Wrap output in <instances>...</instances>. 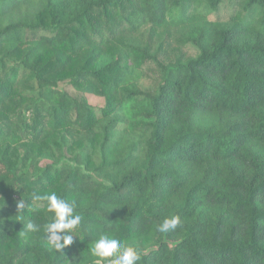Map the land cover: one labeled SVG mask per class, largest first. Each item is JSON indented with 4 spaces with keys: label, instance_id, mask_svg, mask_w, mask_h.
I'll return each instance as SVG.
<instances>
[{
    "label": "trees",
    "instance_id": "trees-1",
    "mask_svg": "<svg viewBox=\"0 0 264 264\" xmlns=\"http://www.w3.org/2000/svg\"><path fill=\"white\" fill-rule=\"evenodd\" d=\"M235 1L0 0V264H96L103 234L136 264H264V0L210 17ZM34 193L81 216L62 251Z\"/></svg>",
    "mask_w": 264,
    "mask_h": 264
},
{
    "label": "clouds",
    "instance_id": "clouds-1",
    "mask_svg": "<svg viewBox=\"0 0 264 264\" xmlns=\"http://www.w3.org/2000/svg\"><path fill=\"white\" fill-rule=\"evenodd\" d=\"M35 201H47L46 211L52 214V222L47 224V240L49 245L57 251H62L73 242L71 235L81 222L80 215H74V204L58 197L55 193L50 195L33 194ZM18 208H23L19 203ZM180 223L179 217L166 218L157 226V231L166 233L174 230ZM28 232H38L39 226L28 223ZM92 255L97 257L96 264H136L140 256L132 247H125L118 239L110 238L107 234L101 235L90 249Z\"/></svg>",
    "mask_w": 264,
    "mask_h": 264
},
{
    "label": "rangeland",
    "instance_id": "rangeland-1",
    "mask_svg": "<svg viewBox=\"0 0 264 264\" xmlns=\"http://www.w3.org/2000/svg\"><path fill=\"white\" fill-rule=\"evenodd\" d=\"M244 1H246V0H244ZM242 2H243V0H237V1H235V3H227V5H225L224 7H221L217 12L211 14L210 17L214 18V19H217V18L224 19L226 15L233 14L234 11L240 10ZM189 51L192 55L197 54V52L192 47L189 48ZM147 71H148V78L146 77L143 79V81H142L143 86L145 88H155L156 83L153 82V80L155 79V76H156L154 73V68L153 67L151 69L148 68ZM89 101L92 105L97 106L99 108H102L105 105L104 99H101V98H95V97L91 96V97H89Z\"/></svg>",
    "mask_w": 264,
    "mask_h": 264
}]
</instances>
